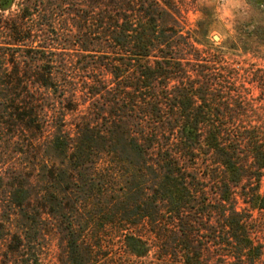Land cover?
Segmentation results:
<instances>
[{
  "label": "trees",
  "instance_id": "obj_1",
  "mask_svg": "<svg viewBox=\"0 0 264 264\" xmlns=\"http://www.w3.org/2000/svg\"><path fill=\"white\" fill-rule=\"evenodd\" d=\"M198 1L0 0V187L65 188L71 264L106 231L119 264L264 262V70L199 41Z\"/></svg>",
  "mask_w": 264,
  "mask_h": 264
},
{
  "label": "rangeland",
  "instance_id": "obj_2",
  "mask_svg": "<svg viewBox=\"0 0 264 264\" xmlns=\"http://www.w3.org/2000/svg\"><path fill=\"white\" fill-rule=\"evenodd\" d=\"M184 18L204 46L224 57L222 63L242 71L264 70V13L253 10L247 0H199L189 3ZM253 19H257L259 25L253 24ZM248 23L247 32L243 31V24ZM54 51L61 55L65 52L62 49ZM58 86L60 93H68L64 82ZM260 93V89L254 90L255 97ZM71 120L72 117L68 116V124ZM8 158L10 167L24 166L20 154L10 153ZM63 190V186L39 178L24 179L19 183L5 179L0 187V264H71L70 235L62 233L60 228L57 230L55 225L64 226L61 221L68 223L73 215H52L57 204L55 198H63L55 192ZM22 198L23 203L17 202ZM77 229L79 232L80 228ZM113 236L106 231L103 246L86 251L79 249L84 250L85 264H119L117 259L121 249ZM260 237L264 243V235ZM149 261L130 259L125 264H149Z\"/></svg>",
  "mask_w": 264,
  "mask_h": 264
}]
</instances>
